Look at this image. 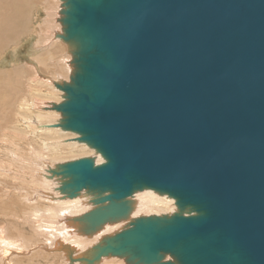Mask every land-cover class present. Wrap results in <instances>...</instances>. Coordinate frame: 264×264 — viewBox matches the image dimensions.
<instances>
[{
    "label": "water",
    "instance_id": "water-1",
    "mask_svg": "<svg viewBox=\"0 0 264 264\" xmlns=\"http://www.w3.org/2000/svg\"><path fill=\"white\" fill-rule=\"evenodd\" d=\"M72 54L54 127L101 155L57 164L59 192L94 206L79 262L264 264V0H61ZM154 191L173 214L131 219Z\"/></svg>",
    "mask_w": 264,
    "mask_h": 264
},
{
    "label": "bare ground",
    "instance_id": "bare-ground-1",
    "mask_svg": "<svg viewBox=\"0 0 264 264\" xmlns=\"http://www.w3.org/2000/svg\"><path fill=\"white\" fill-rule=\"evenodd\" d=\"M47 2H48V0L44 1L43 6L40 9V11H42V13L45 17H42L41 15L39 16L41 24H38V23H37L38 25L34 24L33 30L29 36L32 38L29 40L35 48V51H34V52H36L35 54H37L38 49H39V51L42 50L41 55L46 57V61H47L48 65L50 66V68H52L53 66H55L56 68H61V69L67 68L64 71H67V75L69 74V79H70V75L74 69L73 66L71 65L72 54L70 52L68 45L64 41H62L61 39L56 37V33H62V26L58 21V19L61 16L60 10H61V4L62 3H61V0H55V2L57 4L55 6L56 8L54 10V15L52 17L49 10L47 9V7H48ZM29 10H30L29 0H2L0 2V41L4 42V41H8L9 39H12V38L14 39L16 33H20V35H22L27 31V28L25 25V20H26V15L28 14ZM35 17L39 18L38 15H36ZM51 17L53 18L52 19V21H53L52 25L55 24L56 26H55L54 30L51 31L52 35H51V32L49 31L50 32V38L48 40H45L43 38V36H44L43 34L46 32V31L44 32V29H46L48 26H50ZM17 37H18V35H17ZM47 37H49V36H47ZM13 42H15V41L13 40ZM55 48H56V50H54ZM58 49H60L61 52H58ZM66 50H67V54H68L67 57L56 56L57 55L56 53L63 55L66 52ZM55 51H57V52H55ZM12 52L15 54L17 51H16V49H14ZM58 58H59V60H58ZM60 58H62V59H60ZM46 61H44L43 63L45 64ZM2 64L7 65V62H5L4 58L0 61V65H2ZM44 68H46V67L44 66ZM18 72H20V71H18ZM15 73H16L15 75L18 77L17 72H15ZM28 73H30V72H28ZM20 74L21 73H19V75ZM21 75H23V74H21ZM21 75H20V77L23 78V76H21ZM17 77H15V78H17ZM29 77H31V76H29ZM62 78L63 77H60V75H57V78L55 79V78L51 77V75H50L49 77H47V79L43 80V82L47 83V84H45L46 85L45 87H47V91H50V92L52 91L55 95H57L58 100L47 101L46 104H43V106L40 107V109L43 112H42V114H39V115H41L40 118H41V120L44 121V123L42 121L38 122V124L35 125L37 128L33 127L35 129L32 128L33 131H32V133H30V135L31 134L35 135V136H33V138L36 137L39 140L36 142L39 145H44L45 149H47L48 152H51V154L53 153V155H51V154H49V155H51L55 158L61 156L62 154H65L66 151L67 152L68 151L74 152V150H77V151L81 150L80 151L81 153H82V151H84V152L86 151L87 153H88V151H90L88 154V157H91L90 155H94L95 151L90 149L85 144L76 142L75 139H77V137H78L76 134L66 132L59 127H54L62 119L61 113L55 111L53 109V106H52L54 104H59V103L63 102V100H64L63 91L59 90L55 86L56 83H63L64 80H62ZM17 79L19 80L20 78L18 77ZM68 81L69 80H66L64 82H68ZM20 82H21V80H20ZM19 84H21V83H19ZM34 84H36V83H34ZM33 86L25 85V87L22 88L20 86L21 88L18 89L19 85L18 86L16 85V87H14V89L17 88L18 93H15V90H17V89H15V90L13 89L14 94L22 95V96L25 95L28 98L30 95H34L33 94L34 90H37L39 88L44 87L43 83H39L37 86L35 85V87H38L37 89L35 87L32 88ZM6 99L7 98H5V100ZM17 99L19 100V96L16 97V100ZM13 100H11V101L13 102ZM8 101H9V99H8ZM14 102H15V100H14ZM17 102L20 105L19 101H17ZM9 104H12V103H9ZM16 104L17 103L15 102L14 105H16ZM14 105H13V107H14ZM23 106L26 108H29V109L30 108L34 109V107H36V105L35 104L33 105V103H31V101H29V103H28V101H26L23 104ZM20 107H22V106H20ZM17 108L18 107H16V111H17ZM14 117L15 116L13 115V113H12V116H10V118H9V116L7 117V118H9V120L7 121L8 124H6V127H12L11 126L12 124L15 125L14 122H16L17 120L14 121ZM25 122L29 123L30 126H31V124L34 125L32 121L28 122L26 120ZM18 124H20V123H18ZM31 127H30V129H31ZM36 131L42 132L44 134L42 136H45V134L49 135V138H51L50 135L51 136L54 135V136H52L54 138H52V139L46 138L47 135L45 136V138H43V137L39 138V135L36 136ZM16 134H18V133H16ZM30 135L28 134V137ZM16 137L17 136L15 135V137H12V138L16 139ZM18 137H19V135H18ZM24 137H26V136H24ZM9 140H10V138H9ZM18 140H19V142H21L20 139H18ZM13 141H14V139L11 141V143H13ZM27 141H29V140L27 139ZM32 142H34V140L31 141V145L33 146ZM17 143L18 142H16V144ZM37 143H36V145H37ZM21 144H22V142H21ZM31 145H30L29 149L28 148L27 149L22 148L23 149L22 152L24 151V153L20 154V158L18 157L19 162L14 167L16 169V173L19 170H22L24 183H27V184L32 183V185L35 184L33 178L32 179L29 178V174H33V177L36 180H37V178H36V176H37L39 179H41V181H43L42 183L45 184V188H47V189L45 190V188L43 187V188H40L41 190H39L37 188L39 191L35 190L37 192L36 193L33 192V193L36 195L37 198L39 197L41 199V201H45V202L47 201V204L41 203V204H37L36 206L23 207L20 205L18 199H17V201L15 200V202H12V205H11L10 203L6 202L3 199V197H0V216L2 214V215H6L8 217H18V219H19V223L15 224L14 226L11 227V231L9 233L10 236L0 237V264H39L38 260L43 261L41 264H82L79 262V259L84 257V255L91 248H93L95 245H97V243H99L107 235H113V234H116L117 232H120L124 227H126L129 224V221H121L119 223L107 224L101 231H99L93 237L86 236L83 233H80V231L77 229L78 226L76 224H74L73 219L94 208V206L92 205L91 200H90L91 197L88 196L85 192H83L80 197L75 198V199H69L66 197L64 198V195H62L59 192L58 178L53 177L50 174V170L54 169L57 164H60V163L66 162V161H70V160H74V159H70V160L55 159V162H53V166H49L48 168H45L44 170L46 173L44 171L42 173L41 168H39V170H38V166H40V165L37 164V160H40L44 155H42L38 149H36L35 147H32ZM16 146L18 147V145H16ZM16 146H15V149L17 148ZM19 148L20 147H18V149ZM40 150L42 151V149H40ZM87 153H86V155H87ZM0 155H1V148H0ZM0 157H2V156H0ZM53 157H51L52 160H53ZM92 157H94L96 159L98 164L103 163V158L101 157V155L95 154V156H92ZM16 158H17V155H16ZM16 158H15V160H16ZM81 158H82V156H81ZM75 159H78V158H75ZM15 162H17V161H15ZM0 163H1V161H0ZM12 167H13V165H12ZM36 170H38V171H36ZM31 171L33 173H31ZM2 172L5 173V171H3V170H2ZM30 176L32 177V175H30ZM38 181H36V183ZM40 182H39V184H40ZM38 185L36 184L35 186L38 187ZM32 190H34V188ZM40 191H41V193H40ZM9 194L11 195V193H9ZM19 196H22V195H19ZM13 198L15 199V197H13ZM18 198H20V197H18ZM20 200L22 201V198H20ZM39 200H38V202H39ZM8 201L11 202V200H9V199H8ZM134 204H135V208H134V211L132 213L131 219L139 218L142 216H150V215L173 214L177 211L175 201L173 199H171L168 196H162V195H160L154 191H143V192L136 193L134 196ZM23 205H24V203H23ZM24 206H26V205H24ZM31 214L33 215V217H36L35 219L40 218V220L42 219V221H45L47 223V224L45 223V225H43V226H46V228L44 230H45V232H47L49 234V236L51 238L49 237L50 239H48V240L46 238H44L43 243L35 241V243L31 244L29 247H23L22 250L24 252H16V253H12V254H10L11 252L8 253V251H10V250H6L7 246L9 249L16 247V248H13L16 250L17 244L20 242L19 239L27 238V240H29V241L32 240V237L34 235L27 233V231H26L27 228H26L25 222H24V221H26V219H28L30 217ZM46 219L48 220V222L46 221ZM49 220H51L55 224H50L51 221L49 222ZM48 223H49V225H48ZM48 228H49V232H48ZM50 230H52V231H50ZM1 231H3V230H1ZM41 231H43V230H41ZM4 233H5V231H4ZM15 235H18V236L20 235V237L16 238ZM37 236H38V234H37ZM57 236H60V237H57ZM59 239H60V241H59ZM26 242H28V241H26ZM48 244H49V247H48ZM99 264H126V262L120 258L107 257V258H103Z\"/></svg>",
    "mask_w": 264,
    "mask_h": 264
},
{
    "label": "rangeland",
    "instance_id": "rangeland-1",
    "mask_svg": "<svg viewBox=\"0 0 264 264\" xmlns=\"http://www.w3.org/2000/svg\"><path fill=\"white\" fill-rule=\"evenodd\" d=\"M1 1L2 0H0V2ZM44 1H47V0H29L30 10H29L28 14L26 15V20H25V25H26L27 31L24 34L20 35V33H16L14 39L12 38V39H9L8 41H4V42L0 41V61L4 58L5 62H7V65L6 64L5 65H3V64L0 65V148H1V155L0 156H2V157H0V161H1V163H0V197H3V199L6 202L10 203L11 205H12V202H15V200L17 201V199H18L20 205L23 206V207L36 206L37 204H41V203L42 204H47V201L46 202L45 201H41V199L39 197L37 198L36 195L34 194L37 191L41 190L40 188H43V187L45 188V184L42 183L43 181H41V179H39L37 176H36V178H37V180H36L33 177V174H29V178L30 179L33 178L35 184L32 185V183L31 184L30 183L29 184L24 183L22 170H19L16 173V169L14 167L19 162L18 157L20 158V154L24 153V151L22 152V150L30 148L31 141L34 140V142H32L33 146L32 145L31 146L35 147L36 149H38L39 152L42 155H44L40 160H37V164L40 165V166H38V170H39V168H41L42 173H43V171L45 172V170H44L45 168H48L49 166H53V162H55V159H60V160H66L67 159V160H70V159H75V158H81V156L82 157H84V156L88 157V154L90 152V151H88V153H87L86 151L85 152L82 151V153H81L80 152L81 150H78V151L74 150V152L71 151L72 152L71 153L70 151H68V152L66 151L65 154H62L61 156L55 158V157L51 156V155H53V153L51 154V152H48V150L45 149L44 145H39L36 142V141H39V140L36 137L33 138V136H35V135H32V134H31L32 136L30 135V133H32L33 129L37 128L35 125H37L38 122L42 121L44 123V121L41 120V118H40L41 115H39V114H42V112H43L40 109V107L43 106V104H46L47 101L58 100V98H57L58 96L57 95H55L52 91H51L52 93L50 91H47V87H45L46 86L45 84H47V83L43 82V80L47 79V77H49L50 75H51V77H53L55 79L57 78V75H60V77H63L62 80H64V81L69 80V74L67 75V71H64L67 68L61 69V68H56L55 66L50 68V66L48 65V63L46 61V57L41 55L42 50L39 51V49H38L37 54H35L36 53V52H34L35 48L32 45V43L30 42V40H29V39L32 38V37H29V36H30V33L33 30L34 24H36V25L41 24L39 16L41 15L42 17H45L43 15L42 11H40L41 7L43 6ZM56 4L57 3L55 2V0H53V1L52 0H48V2H47V6L48 7L47 6L46 7L49 10V12L52 15V17L54 15V10L56 8L55 7ZM36 15H38L39 18H36L35 17ZM52 17H51L50 26H48L46 29H44V32L46 31L45 33L43 32L44 33L43 34L44 35L43 38L45 40H48L50 38V32L52 30H54V28L56 26L55 24L52 25L53 24V21H52L53 18ZM17 35H18L19 38L17 37ZM51 35H52V32H51ZM47 36H49V37H47ZM13 40L15 42H13ZM14 49H16V51H17L15 54L12 52ZM54 50H56V48ZM55 52H57V51H55ZM58 52H61L60 49H58ZM56 54L55 55L58 56V57H61V56L62 57L63 56L67 57L68 56L67 50L64 53L65 55L64 54L60 55L58 53H56ZM60 59H62V58H60ZM58 60H59V58H58ZM44 61H46L45 64L43 63ZM43 65L46 68H44ZM18 71H20V72H18ZM15 72H17V75L20 78L19 80L17 79L18 77L15 75L16 74ZM28 72H30V73H28ZM19 73L23 74V75L20 74L21 76H23V78L20 77ZM29 76H31V77H29ZM15 77H17V78H15ZM20 80H21V82H20ZM19 83H21V84H19ZM34 83H36V84H34ZM37 83L38 84L39 83H43L44 87L37 89L38 87H35V85L36 86L38 85ZM15 84L17 86L19 85L18 89H20L21 87L22 88L25 87V85H27V86H33L34 85L32 88L35 87L37 90L33 91L34 95H30V96L28 95L29 97L27 98V96H25V95L22 96V95L14 94V90L17 89V88L14 89V87H16ZM18 89L15 90V93H18ZM18 96H19V100L18 99L16 100V97H18ZM5 98H7V99L5 100ZM8 99H9V101H8ZM13 99L17 103L16 105H14L15 102H14ZM11 100H13V102ZM17 101H19L20 105L18 104ZM26 101H28V103H29V101H31V103H33V105L34 104L36 105V107H34V109H32V108L29 109V108L24 107L23 104ZM9 103H12V104H9ZM13 105H14V107H13ZM20 106H22V107H20ZM16 107H18L17 111H16ZM12 113L15 116L14 117V121L15 120H17V121L14 122L15 125H13V124L11 125L12 127H6V124H8L7 121L9 120L10 116H12ZM8 116H9V118H7ZM26 120L28 122L32 121L34 125L31 124V126H32L31 127L29 123L25 122ZM18 123H20V124H18ZM30 127H31V129H30ZM33 127H35V128H33ZM16 133H18V134H16ZM27 133L30 135L29 136L30 138L28 137ZM15 135L17 136L16 139L12 138V137H15ZM18 135H19V137H18ZM38 135H39V138H42V137L45 138V136L47 134H45V136H42V135H44L42 132L36 131V136H38ZM24 136H26V137H24ZM52 136H54V135H52ZM52 136L50 135L51 138H49V135H47L46 138L52 139V138H54ZM9 138H10V140H9ZM13 139H14V141H13V143H11V141ZM18 139H20L22 144H21V142H19ZM27 139L29 141H27ZM16 142H18V143L16 144ZM36 143H37V145H36ZM15 144L18 145V147H20V148L18 149V147ZM14 145L17 147L16 149H15ZM40 149H42V151ZM86 153H87V155H86ZM49 154H51V155H49ZM95 154H96V152H95ZM95 154L94 155H90V156L91 157L95 156ZM16 155H17V158H16ZM51 157H53V160H52ZM15 158H16V160H15ZM15 161H17V162H15ZM12 165H13V167H12ZM2 170L5 171V173L2 172ZM38 170H36V171H38ZM31 173H33V172L31 171ZM30 175H32V177ZM36 181H38V182L36 183ZM39 182H40V184H39ZM36 184L37 185L39 184L38 187L35 186ZM32 187L34 188V190H32L33 189ZM46 189L47 188H45V190ZM35 190H37V191H35ZM9 193H11L12 196ZM40 193H41V191H40ZM19 195H22L23 197L19 196ZM13 197H15V199ZM18 197L22 198V201ZM8 199L11 200V202L8 201ZM37 199L38 200L40 199L39 202H38ZM23 203L26 206H24ZM35 218L36 217H33V215L31 214L30 217L28 219H26V221H24L25 222V226L27 228L26 229L27 233L34 235L32 237V240L29 241V240H27V238L19 239L20 242L17 244V249L16 250L13 249V248H16V247H13V248L9 249L8 246H7L6 250H10V251H8V253L11 252L10 254H12V253H16V252H24L22 250L23 247H29L31 244L35 243V241L43 243L44 242V238H46L47 240L51 238L49 236V234L47 232H45V230H44L46 228V226H43V225H45L46 222L42 221V219L40 220V218L39 219L38 218L35 219ZM17 219H18V217H8L6 215H2L1 214V216H0V237H3V236L4 237H8V236H10L9 233L11 231V227L14 226L15 224L19 223V219L18 220ZM46 221L48 222L47 219H46ZM50 221L51 220H49V222ZM50 224H55V223H53L51 221ZM48 225H49V223H48ZM1 230H3V231H1ZM41 230H43V231H41ZM4 231H5V233H4ZM50 231H52V230H50ZM48 232H49V228H48ZM37 234H38V236H37ZM15 236H16V238L20 237V235L19 236L15 235ZM57 237H60V236H57ZM26 241H28V242H26ZM59 241H60V239H59ZM49 244H48V247H49ZM42 262L43 261L38 260L39 264H41Z\"/></svg>",
    "mask_w": 264,
    "mask_h": 264
}]
</instances>
